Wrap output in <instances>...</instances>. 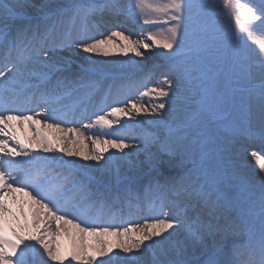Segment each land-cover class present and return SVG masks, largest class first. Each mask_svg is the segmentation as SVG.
<instances>
[{"label":"snow or ice","instance_id":"6c2138e0","mask_svg":"<svg viewBox=\"0 0 264 264\" xmlns=\"http://www.w3.org/2000/svg\"><path fill=\"white\" fill-rule=\"evenodd\" d=\"M256 31L264 0H0V264H202L191 201L210 235L248 238L246 258L217 246L203 264H264V42L238 35ZM108 45L142 59L89 55ZM150 49L161 63L144 72ZM142 114L162 136L126 135ZM153 145L186 155L184 174L165 176ZM253 146L255 177L234 151Z\"/></svg>","mask_w":264,"mask_h":264},{"label":"rangeland","instance_id":"374dc122","mask_svg":"<svg viewBox=\"0 0 264 264\" xmlns=\"http://www.w3.org/2000/svg\"><path fill=\"white\" fill-rule=\"evenodd\" d=\"M167 2V0H154V3L152 4H163ZM218 7L221 5V0H216ZM254 2V0H253ZM147 12H151V9H145ZM123 20V19H122ZM241 22L243 23V18H241ZM125 28L129 29L130 32H135L136 27L135 25L131 23H125L123 25ZM233 29H235V24H232ZM239 36L243 37V40L240 42L241 44H247V46L252 49L253 51L258 52L259 49L257 46L253 43V39L255 37H263L264 34H261L259 31L253 32L252 36L249 37L247 33H239ZM135 38V37H134ZM112 46V48L110 47ZM106 50L110 53L108 57H104L103 55H98L95 53L89 54L92 56L94 60H124L128 59L129 57H133L135 59H142L139 57H135V54L132 52H128L125 54L123 50H121L118 46L116 45H108ZM161 51V49H150L147 51L146 55L148 56L147 60H143L142 62V68L144 72L149 71L152 69L154 66L159 65L161 63L160 59L155 56V52ZM122 58V59H121ZM80 61H77L79 63ZM141 73H136L135 76L139 77ZM156 76L159 77V72L156 73ZM155 83V80L153 81ZM145 101H148L149 98L145 97ZM152 118L149 117L147 114H142L140 116H136L135 121H143L140 126L128 130L126 135L130 137H135L137 140H143L146 134H156V135H163V131L160 127H157L155 125L150 124L148 121L151 120ZM127 121L128 124H133L135 121L133 120H127L126 117L122 118L120 123L123 124ZM115 127H118L115 126ZM92 132H102L106 130H101L98 127L91 129ZM85 143L88 144V149L87 151L91 150V142L90 141H85ZM71 147V146H70ZM74 147V146H73ZM126 151H131V149H126ZM236 151V159H235V164L237 168L245 175L247 176H258L261 174L259 165L257 163L256 158H254L251 155L252 151H256L259 153L260 149L258 146H253L250 148L247 152L243 151L242 148L237 147L234 149ZM113 152H116L117 155H120V153L116 149H108L104 153V155H111ZM151 153L154 154L158 159H162L164 161L162 167H161V172L165 175H172V176H177V175H183L186 167L188 166V158L186 155L183 154H174L172 156H163L160 152L159 146L158 145H153L151 147ZM245 154H249V156H246ZM76 160H79V157H73ZM70 158V159H73ZM133 160H138V161H143L145 159L144 156L132 157ZM83 162V161H80ZM183 168H185L183 170ZM190 203L194 210H190L188 214V223L191 224L193 228H199L203 234H204V244L205 248L201 250L200 253H198L199 258L203 262L207 261L209 257L212 256L213 252L216 250L217 246H220L224 251H230L233 248H236L239 250L241 254V258L244 259L247 257L248 250L245 248L243 245L247 241V236L240 234V230L238 228H230L228 230V235L226 237H221L220 235L213 236L208 233L207 227H206V222H207V217L199 211V208L195 206V201L188 202ZM124 211V217L126 219H130L133 221H140L148 218L151 213L147 211V209L143 210H135L131 213H129V210L127 207L123 209ZM150 222V221H149ZM177 239L184 241L186 239V233L183 229L180 230ZM65 264H76V262L73 263V261H70V258L65 261Z\"/></svg>","mask_w":264,"mask_h":264},{"label":"bare ground","instance_id":"6f19581e","mask_svg":"<svg viewBox=\"0 0 264 264\" xmlns=\"http://www.w3.org/2000/svg\"><path fill=\"white\" fill-rule=\"evenodd\" d=\"M148 2L149 3H154V0H148ZM120 19L122 20L123 17H121ZM110 29H111V22H109V24L107 26H103L101 31L107 32ZM128 31H130V30L128 29ZM260 42H264V38L263 37H255L253 39V43L257 46L258 49H259L258 45H259ZM110 47L112 48V46H110ZM124 60H125V58H124ZM13 123L15 124L16 122H13ZM34 127H36V126H34ZM16 131H17V134H18L19 138L22 139V140H25V141H27L28 139H30L33 136V131L29 130L28 124H24L22 127L20 125H17L16 126ZM45 131L47 132L48 130H45ZM69 146L73 147V145H69ZM56 154L60 155V153H56ZM245 155L249 156V154H245ZM65 159H70V158L65 157ZM73 159H75V158H73ZM64 242L67 243L68 241L65 240ZM73 263H74V261H73Z\"/></svg>","mask_w":264,"mask_h":264}]
</instances>
